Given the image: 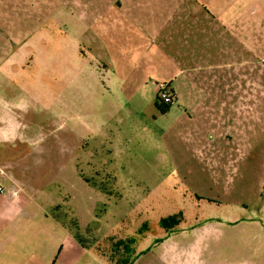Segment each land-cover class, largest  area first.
<instances>
[{
  "label": "rangeland",
  "instance_id": "374dc122",
  "mask_svg": "<svg viewBox=\"0 0 264 264\" xmlns=\"http://www.w3.org/2000/svg\"><path fill=\"white\" fill-rule=\"evenodd\" d=\"M179 2L0 0V264H111L115 240L131 264H164L165 248L184 264H264L255 109L218 128L197 92L158 101L194 76L193 56L176 55L187 40L160 56L128 21L161 43ZM221 4L199 0L201 19Z\"/></svg>",
  "mask_w": 264,
  "mask_h": 264
},
{
  "label": "crops",
  "instance_id": "0c3cea01",
  "mask_svg": "<svg viewBox=\"0 0 264 264\" xmlns=\"http://www.w3.org/2000/svg\"><path fill=\"white\" fill-rule=\"evenodd\" d=\"M92 3L95 4L93 1H86L83 5L88 9L93 6ZM137 9L147 11L146 7ZM202 9L206 14L204 19H208L206 21L201 19L204 13L200 12L199 0H187L186 3L180 0L179 5L176 4L167 11L174 16L163 21L164 24L160 27L162 31L158 33L159 36L171 29L165 32L161 43L158 38L151 40L148 33L143 30L146 27L150 28V25L146 24L144 27L142 21L130 17L128 21L143 32L145 42L154 46L159 45L157 53L160 56H168L169 46L173 44L182 46L184 40H187L184 44L186 49L177 46L176 55L193 56L188 59L190 62L188 72L195 74L194 76L189 74L177 88L168 85L175 103H183L184 93L197 92L196 108L208 109L212 113L210 122L216 124L218 128L227 126V120H231L232 109L240 110L243 107L255 109L257 146L262 147L264 144V0H223L221 5L202 7ZM92 12L100 11L96 9ZM126 12L130 13L132 10L128 9ZM122 14L124 15L125 12ZM173 29H180L175 31V37L172 34ZM177 36L178 40L175 41ZM203 38L205 43L201 44ZM198 60L202 61V64ZM201 73L204 75V86L198 81ZM253 79L254 83H252ZM160 88L162 87H157L156 91L159 92ZM252 89H255L257 96L255 101L250 103L248 101L252 96L249 98L248 95ZM233 98L236 99L234 102ZM0 139L4 140L5 137ZM10 196L16 197L12 194ZM161 260L164 264H184L172 248H165Z\"/></svg>",
  "mask_w": 264,
  "mask_h": 264
},
{
  "label": "trees",
  "instance_id": "16d2710c",
  "mask_svg": "<svg viewBox=\"0 0 264 264\" xmlns=\"http://www.w3.org/2000/svg\"><path fill=\"white\" fill-rule=\"evenodd\" d=\"M158 101L160 99V93L157 94ZM169 107V105H166ZM161 109V107H159ZM130 242L123 241V240H115L112 242V247L110 249L109 259L111 264H131V249H130Z\"/></svg>",
  "mask_w": 264,
  "mask_h": 264
},
{
  "label": "built area",
  "instance_id": "2783aa9c",
  "mask_svg": "<svg viewBox=\"0 0 264 264\" xmlns=\"http://www.w3.org/2000/svg\"><path fill=\"white\" fill-rule=\"evenodd\" d=\"M159 93H160V99L161 102L165 105H172L174 103V97L172 95V93L167 89L165 90V88H160L159 89ZM7 190H5L4 188L0 187V194L4 195L7 194ZM10 194L12 195H16L15 192H11Z\"/></svg>",
  "mask_w": 264,
  "mask_h": 264
}]
</instances>
